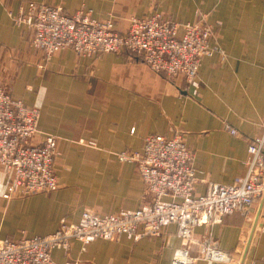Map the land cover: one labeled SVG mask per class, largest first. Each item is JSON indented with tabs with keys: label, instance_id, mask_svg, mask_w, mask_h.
<instances>
[{
	"label": "crops",
	"instance_id": "obj_1",
	"mask_svg": "<svg viewBox=\"0 0 264 264\" xmlns=\"http://www.w3.org/2000/svg\"><path fill=\"white\" fill-rule=\"evenodd\" d=\"M27 2L69 14L90 11L98 21L111 20L118 33L132 18L159 14L191 24L207 15L214 27L210 45L221 53L204 58L190 83L166 80L128 53L84 58L64 51L45 61L31 46V31L10 17ZM0 86L38 110L32 144L46 134L56 137L59 184L50 193L4 201L9 178L0 168V240L50 235L61 220L77 224L84 211L138 209L147 201L144 185L135 166L120 162L117 153L140 151L149 135H183L194 155L195 192L204 194L209 183L242 178L248 142L264 135V0H0ZM252 222L234 213L196 228L193 237L231 256L218 264H240ZM180 246L177 227L168 226L159 237L138 241H72L51 258L56 264H171ZM242 264H264L263 230L255 231Z\"/></svg>",
	"mask_w": 264,
	"mask_h": 264
},
{
	"label": "built area",
	"instance_id": "obj_2",
	"mask_svg": "<svg viewBox=\"0 0 264 264\" xmlns=\"http://www.w3.org/2000/svg\"><path fill=\"white\" fill-rule=\"evenodd\" d=\"M10 17L31 31V46L45 61L64 51L84 58L128 53L166 80L190 83L204 58L221 53L210 45L214 27L207 15H198L191 24H178L159 14L132 18L123 33L115 30L111 20L94 19L90 11L69 14L60 6L37 2L25 3ZM38 118L36 108L13 100L0 86V168L9 178L4 201L50 193L59 187L54 166L56 137L46 134L41 143H31L38 132ZM225 130L236 134L228 125ZM247 154L242 178L230 185L209 183L204 194H196L194 155L183 135L146 136L140 151L117 153L120 162L135 166L147 195L144 204L135 211L111 215L84 211L77 224L61 220L50 235L0 240V264H56L51 252L67 250L72 241L87 245L120 236L138 241L159 237L168 226L177 227L181 241L171 264L229 263V254L215 243L194 239L193 234L196 228L218 225L234 213L246 220L254 216L264 196V135L248 142ZM260 220L264 231V203Z\"/></svg>",
	"mask_w": 264,
	"mask_h": 264
},
{
	"label": "water",
	"instance_id": "obj_3",
	"mask_svg": "<svg viewBox=\"0 0 264 264\" xmlns=\"http://www.w3.org/2000/svg\"><path fill=\"white\" fill-rule=\"evenodd\" d=\"M263 203H264V196L261 198V200H260V202H259V204L257 206L256 212H255V215H254V219H253V222H252V226H251V229H250V233H249V236L247 238V241H246V244H245V247H244L242 258L240 260V264H242L243 261H244V258H245L246 254H247V251L249 249L251 240L253 238V235H254L256 229L257 228H262V224L259 223V218H260V213H261V210H262V207H263Z\"/></svg>",
	"mask_w": 264,
	"mask_h": 264
},
{
	"label": "rangeland",
	"instance_id": "obj_4",
	"mask_svg": "<svg viewBox=\"0 0 264 264\" xmlns=\"http://www.w3.org/2000/svg\"><path fill=\"white\" fill-rule=\"evenodd\" d=\"M252 215H253V213H252ZM251 218H253V216H251V217H250V219H249V220H247V221H248V222H250V221L252 222V219H251ZM259 223H261V224H262L261 220L259 221ZM256 230H258V231H259V230H263V229H262V228H257Z\"/></svg>",
	"mask_w": 264,
	"mask_h": 264
}]
</instances>
